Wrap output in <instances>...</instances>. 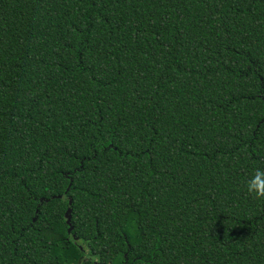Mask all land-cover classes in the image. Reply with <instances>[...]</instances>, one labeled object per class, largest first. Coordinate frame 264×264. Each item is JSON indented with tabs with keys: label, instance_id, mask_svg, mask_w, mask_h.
I'll return each instance as SVG.
<instances>
[{
	"label": "trees",
	"instance_id": "16d2710c",
	"mask_svg": "<svg viewBox=\"0 0 264 264\" xmlns=\"http://www.w3.org/2000/svg\"><path fill=\"white\" fill-rule=\"evenodd\" d=\"M256 168L264 0H0V264H264Z\"/></svg>",
	"mask_w": 264,
	"mask_h": 264
},
{
	"label": "clouds",
	"instance_id": "9594fccd",
	"mask_svg": "<svg viewBox=\"0 0 264 264\" xmlns=\"http://www.w3.org/2000/svg\"><path fill=\"white\" fill-rule=\"evenodd\" d=\"M247 191L257 197L264 196V168H256L246 181Z\"/></svg>",
	"mask_w": 264,
	"mask_h": 264
},
{
	"label": "water",
	"instance_id": "95a60500",
	"mask_svg": "<svg viewBox=\"0 0 264 264\" xmlns=\"http://www.w3.org/2000/svg\"><path fill=\"white\" fill-rule=\"evenodd\" d=\"M72 202V199L70 200V203ZM66 218H67V222L68 224L70 225L69 226V230L68 232L71 234L72 231H73V225H72V222H71V219H72V208L69 207L68 210L66 211V214H65ZM98 264V263H97Z\"/></svg>",
	"mask_w": 264,
	"mask_h": 264
}]
</instances>
